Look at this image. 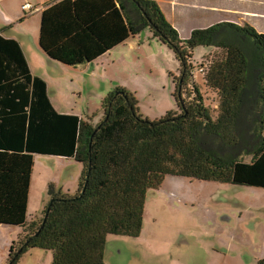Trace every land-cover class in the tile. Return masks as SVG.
I'll return each mask as SVG.
<instances>
[{"label": "trees", "instance_id": "1", "mask_svg": "<svg viewBox=\"0 0 264 264\" xmlns=\"http://www.w3.org/2000/svg\"><path fill=\"white\" fill-rule=\"evenodd\" d=\"M257 8L264 12L263 3ZM247 18L254 25L222 23L181 40L149 0H55L41 12L39 48L64 66L91 64L143 29L170 49L179 64L177 111L155 122L124 89L103 99L96 125L57 113L18 42L0 36V226L23 230L6 264L27 249L52 252L51 264H105L107 236L138 238L146 195L167 176L264 190V24ZM198 47L210 51L200 71L218 97L216 118L195 86L183 96ZM34 155L82 166L76 195L50 192L43 227L50 203L26 222Z\"/></svg>", "mask_w": 264, "mask_h": 264}, {"label": "rangeland", "instance_id": "2", "mask_svg": "<svg viewBox=\"0 0 264 264\" xmlns=\"http://www.w3.org/2000/svg\"><path fill=\"white\" fill-rule=\"evenodd\" d=\"M20 1L0 0V13L11 14L15 7L20 9ZM44 1L47 0H39ZM33 4L28 1L23 6L25 24L7 33L19 38L25 49L33 47L29 36L39 34L40 13L32 10ZM20 15L25 14L20 11ZM138 36L135 40L138 48L132 43L117 47L85 68L61 65L59 70L52 69L37 50L46 64L33 68L43 71L54 106L67 110L69 115L76 114L96 125L102 119L103 99L113 90L125 88L136 90L134 97L140 116L155 122L167 112L177 111L172 96L176 80L174 90L172 84L173 78L180 79L179 64L173 52L157 44L148 29ZM209 52L203 47L194 49L191 61L194 68L183 96L195 86L216 118L218 97L206 87L200 71L202 60ZM181 85L183 88V82ZM102 92L106 96L100 101ZM244 157L240 155V160ZM251 160L252 156H248L243 162ZM33 161L26 222L41 218L50 202V192L76 195L82 173V166L74 159L34 155ZM0 230H4L0 231V264H6L10 245L23 230L7 226ZM262 259L263 189L173 176L165 177L159 189L147 193L141 235L138 238L107 236L104 256L105 264H258ZM51 262L52 252L27 249L16 264Z\"/></svg>", "mask_w": 264, "mask_h": 264}, {"label": "crops", "instance_id": "3", "mask_svg": "<svg viewBox=\"0 0 264 264\" xmlns=\"http://www.w3.org/2000/svg\"><path fill=\"white\" fill-rule=\"evenodd\" d=\"M28 1L34 3L32 5L33 6L32 10H38L41 17V12L55 0H47L44 2H39V0H21L19 3L20 9L18 7H15L14 12L11 14L0 13V36L18 42L23 52L24 58L27 62L31 75L33 77H37L41 79L45 83L47 96L54 110L59 114L69 115L70 112H68L67 110L57 109L54 106V103H52L49 98V88L43 71L41 70V68H36V70L33 68L37 65H39V67H44V64H46L45 61L42 59V57H40L39 53L48 61L47 62L48 67L55 70H59V67H61V64H58L50 60L38 47L39 34H34L29 36L28 39L30 43L33 44V47H31L30 49L29 48L25 49L19 38L13 36L12 34H7L10 32V30H13L14 28L22 27L27 21V19H25L26 12L25 10L22 11L21 8ZM149 1H153L156 3L167 23L170 24L173 27V29L176 30L181 40L188 39L193 30L207 29L222 23L232 22V24H236L238 26L254 25V23L251 22V18H247V16L250 17L255 16L257 17L258 20H261V22H259L261 25L264 24V12L260 11L257 8L260 7V3L264 4V0H149ZM20 11L25 14L24 17L20 15ZM22 21L23 23H19ZM39 26H40V19H39ZM138 37L139 36H134V37L131 36V38H129L125 43L117 47L118 48L125 47L126 44L132 43L136 46V48H138L139 43L135 42L136 38ZM156 43L158 44V42ZM37 50L39 51V53ZM107 54L108 53H106L105 55ZM87 65L88 64L78 67L85 68ZM172 90H174L173 84H172ZM127 91H129L133 96L136 95V90L133 91L127 90ZM105 96L106 95L104 94V92H102V94L99 95L98 99L101 101V99L104 98ZM1 227L3 226H0V228ZM9 230H12L10 231L11 233L13 232V229H9ZM0 231H4V230H0Z\"/></svg>", "mask_w": 264, "mask_h": 264}, {"label": "water", "instance_id": "4", "mask_svg": "<svg viewBox=\"0 0 264 264\" xmlns=\"http://www.w3.org/2000/svg\"><path fill=\"white\" fill-rule=\"evenodd\" d=\"M182 79L180 80V84H179V86H178V96H179V100H180V97H181V90H182ZM181 105H182V103H181ZM53 201H55V200H51L49 203H50V205H48V207H47V209H46V212H45V216H44V219H43V222H42V227L44 226V224H45V222H46V219H47V214H48V212H49V208H50V206H51V204L53 203ZM42 227H41V229H42ZM19 253H20V251H19Z\"/></svg>", "mask_w": 264, "mask_h": 264}]
</instances>
